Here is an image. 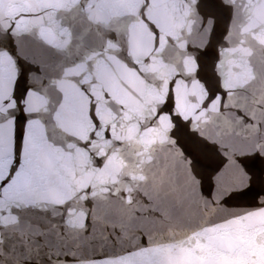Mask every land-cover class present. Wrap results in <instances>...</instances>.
<instances>
[{
    "label": "snow or ice",
    "instance_id": "obj_1",
    "mask_svg": "<svg viewBox=\"0 0 264 264\" xmlns=\"http://www.w3.org/2000/svg\"><path fill=\"white\" fill-rule=\"evenodd\" d=\"M0 264H264V0H0Z\"/></svg>",
    "mask_w": 264,
    "mask_h": 264
}]
</instances>
